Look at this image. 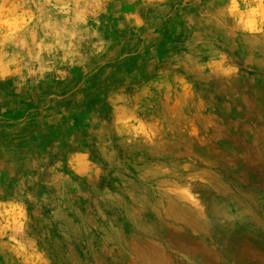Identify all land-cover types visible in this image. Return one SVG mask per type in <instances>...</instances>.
<instances>
[{
  "label": "rangeland",
  "instance_id": "rangeland-1",
  "mask_svg": "<svg viewBox=\"0 0 264 264\" xmlns=\"http://www.w3.org/2000/svg\"><path fill=\"white\" fill-rule=\"evenodd\" d=\"M0 264H264V0H0Z\"/></svg>",
  "mask_w": 264,
  "mask_h": 264
}]
</instances>
